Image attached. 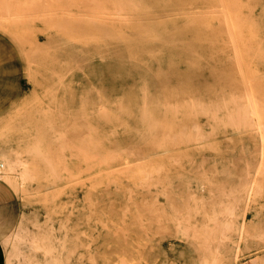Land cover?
Listing matches in <instances>:
<instances>
[{
    "label": "rangeland",
    "instance_id": "rangeland-1",
    "mask_svg": "<svg viewBox=\"0 0 264 264\" xmlns=\"http://www.w3.org/2000/svg\"><path fill=\"white\" fill-rule=\"evenodd\" d=\"M5 1L0 264H264V0Z\"/></svg>",
    "mask_w": 264,
    "mask_h": 264
},
{
    "label": "bare ground",
    "instance_id": "bare-ground-1",
    "mask_svg": "<svg viewBox=\"0 0 264 264\" xmlns=\"http://www.w3.org/2000/svg\"><path fill=\"white\" fill-rule=\"evenodd\" d=\"M5 1V0H4ZM6 2V1H5ZM6 2L3 3L4 7H8ZM2 4V2H1ZM6 6H5V5ZM2 6V5H1ZM9 8V7H8ZM224 9V8H223ZM225 10V9H224ZM8 12V11H7ZM226 15V14H225ZM225 18L227 17H223V19L225 20ZM228 21V20H227ZM226 21V22H227ZM2 35V34H1ZM4 36V35H3ZM1 41V40H0ZM11 44V42H10ZM78 58V57H76ZM23 74V73H22ZM185 89V88H184ZM169 90V88H168ZM173 91V90H172ZM245 101L241 100L240 104L244 105ZM249 111L252 112L254 114V116L250 117L251 123L253 125H256L258 120H262L264 122V81L263 80H258L257 78L254 79V83H253V87H250V93H249ZM144 110V109H143ZM146 110V108H145ZM172 111V110H171ZM45 112V111H44ZM150 112V111H149ZM173 117H175L173 115ZM187 121V120H186ZM195 126L197 127V122L194 123ZM193 125V124H192ZM165 127H166V122L165 119L162 118V120L160 121V130H161V135H160V141H159V145H160V153H161V164L165 163V157L167 155V147L165 144L166 141V135H165ZM4 128V127H2ZM194 130V129H192ZM191 130V131H192ZM195 131V130H194ZM198 131V128H197ZM196 132V131H195ZM197 133V132H196ZM199 133V132H198ZM174 136V133H173ZM208 136V135H207ZM203 137V135H202ZM201 137V138H202ZM205 137H203L204 139ZM209 138V137H208ZM67 141V139H65ZM65 143V142H64ZM68 143V142H67ZM48 150V148H47ZM50 151V152H49ZM52 150H48V153H52ZM56 151V150H54ZM83 150V154H84ZM173 151V152H172ZM57 152V151H56ZM171 152L173 154L174 159L176 158V153L174 152V142L173 145L171 147ZM138 153V152H137ZM53 155V154H51ZM57 155V153H56ZM85 155V154H84ZM83 155V156H84ZM139 155V154H138ZM88 156V155H87ZM97 157V156H95ZM139 157H142L141 155H139ZM88 158V157H87ZM94 158V157H93ZM86 159V158H85ZM95 159V158H94ZM144 159V158H143ZM142 159V160H143ZM141 160V159H139ZM61 161V160H59ZM127 164V163H126ZM129 164V163H128ZM13 169V164H12V160L6 155V153L0 149V177H5L8 175L9 171H11ZM105 170V169H104ZM107 171V170H106ZM27 172V171H24ZM102 172V171H101ZM264 172V149H261V156L259 158V161L254 165V170L252 173H249V175H246L245 177H243V181H242V191L246 196H242L240 193V197L242 198H246L247 200H250L251 198L254 197V195L257 193V191H259L258 189V185H259V180L262 177V173ZM70 174V173H69ZM72 175V174H71ZM73 177V176H72ZM70 178V177H69ZM72 179V178H70ZM78 179V178H77ZM9 180V179H8ZM75 180V179H74ZM10 182V181H9ZM80 183V182H79ZM237 186V185H235ZM238 189V188H237ZM239 190V189H238ZM241 201V200H240ZM229 222V221H227ZM229 224V223H228ZM242 226L244 227V224H242ZM3 243V242H2ZM211 249V248H210ZM212 251V250H210ZM214 254H216V252H212ZM218 253V252H217ZM219 255V254H218ZM221 255V254H220ZM222 258V257H221Z\"/></svg>",
    "mask_w": 264,
    "mask_h": 264
}]
</instances>
